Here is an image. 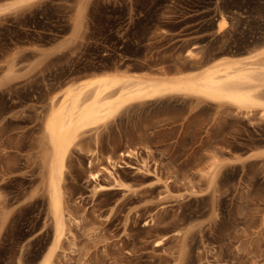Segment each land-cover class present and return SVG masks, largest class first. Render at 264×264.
Here are the masks:
<instances>
[{
	"label": "rangeland",
	"instance_id": "1",
	"mask_svg": "<svg viewBox=\"0 0 264 264\" xmlns=\"http://www.w3.org/2000/svg\"><path fill=\"white\" fill-rule=\"evenodd\" d=\"M263 46L264 0H34L1 12L0 264H39L54 239L52 96L94 72L172 74ZM247 112L157 100L83 134L50 264H264V116ZM103 166L123 187L96 189L114 184Z\"/></svg>",
	"mask_w": 264,
	"mask_h": 264
},
{
	"label": "bare ground",
	"instance_id": "2",
	"mask_svg": "<svg viewBox=\"0 0 264 264\" xmlns=\"http://www.w3.org/2000/svg\"><path fill=\"white\" fill-rule=\"evenodd\" d=\"M34 0H8L0 4V13ZM80 10L74 21L75 32L83 26ZM227 22L221 18L217 31ZM187 55L194 51L188 49ZM189 99L218 106L230 105L235 111L260 109L264 116V46L243 56L224 55L199 68L172 74L129 72L114 68L94 72L69 84L60 98L52 96L44 117L43 131L50 145L47 189L54 221V239L39 264H50L65 235L63 181L66 160L78 139L116 119L124 109L157 100ZM132 156L131 151L121 153ZM112 163V160H109ZM114 184L96 189L123 187L114 172L103 166ZM114 167V165H113ZM99 173H91L98 180Z\"/></svg>",
	"mask_w": 264,
	"mask_h": 264
}]
</instances>
